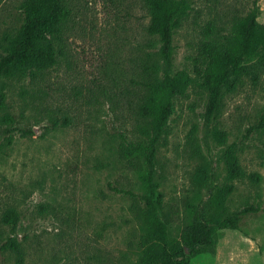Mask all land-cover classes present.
I'll list each match as a JSON object with an SVG mask.
<instances>
[{
    "label": "rangeland",
    "instance_id": "374dc122",
    "mask_svg": "<svg viewBox=\"0 0 264 264\" xmlns=\"http://www.w3.org/2000/svg\"><path fill=\"white\" fill-rule=\"evenodd\" d=\"M252 2L197 0L175 34L173 73L195 78L191 56L207 21L230 10L245 13ZM20 3L0 0L1 32L20 29ZM259 4L258 22L264 24V0ZM80 8L64 33V56L43 80L0 82L6 92L0 109V246L15 236L23 250L22 257L0 251L2 264H136L138 258L142 188L118 148L120 134L136 135L132 80L151 52L150 16L142 0H83ZM154 43L156 51L160 44ZM208 103L207 91L191 83L175 96L159 141L157 180L173 214L172 234L196 194L203 209L213 193L232 185L226 213L260 210L245 216L239 230L222 231L215 253L190 255V264H264V74L258 85L248 82L227 94L210 119ZM6 114L14 118L11 133ZM28 129L33 135H23ZM230 151L246 177L230 179ZM11 209L19 213L14 230L2 220Z\"/></svg>",
    "mask_w": 264,
    "mask_h": 264
},
{
    "label": "trees",
    "instance_id": "16d2710c",
    "mask_svg": "<svg viewBox=\"0 0 264 264\" xmlns=\"http://www.w3.org/2000/svg\"><path fill=\"white\" fill-rule=\"evenodd\" d=\"M196 2L142 0L150 16L147 47L151 52L132 80L137 96L133 103L136 135L130 138L120 134L118 148L120 158L134 169L142 188L136 264H190V255L199 251L215 253L222 231L239 230L245 216L260 210L248 206L226 213L225 203L234 189L230 185L213 193L203 209V198L196 194L181 214L178 234L173 235L171 231L173 214L166 211L161 184L157 180V154L175 96L184 93L191 83H198L208 93L207 117L210 119L219 111L227 94L238 92L248 82L258 85L264 74V24L258 22L260 0H253L245 13L230 10L208 20L191 56L197 76L192 78L186 73H173L175 34L186 16L195 9ZM82 4L83 0H21L19 9L23 22L20 29L14 33L0 31V82L28 76L35 81L43 80L64 56L61 45L64 33L69 23L80 14ZM155 39L160 44L156 51ZM5 107L6 92L0 90V109ZM2 119L8 124L9 133L15 131L9 126L14 122L10 114ZM52 122L54 127L59 125L56 119ZM260 125L264 127V116ZM32 132L28 129L22 133L31 136ZM227 157L230 179L246 177L232 151ZM250 178L260 179L257 175H250ZM123 192L134 196L129 191ZM18 219L19 213L15 209L9 210L2 218L12 230ZM0 251L23 256L22 244L15 236H9Z\"/></svg>",
    "mask_w": 264,
    "mask_h": 264
},
{
    "label": "water",
    "instance_id": "95a60500",
    "mask_svg": "<svg viewBox=\"0 0 264 264\" xmlns=\"http://www.w3.org/2000/svg\"><path fill=\"white\" fill-rule=\"evenodd\" d=\"M186 250L188 251V248H186Z\"/></svg>",
    "mask_w": 264,
    "mask_h": 264
}]
</instances>
